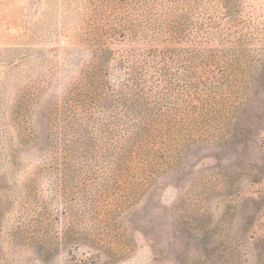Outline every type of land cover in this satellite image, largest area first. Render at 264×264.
<instances>
[{
    "label": "rangeland",
    "instance_id": "374dc122",
    "mask_svg": "<svg viewBox=\"0 0 264 264\" xmlns=\"http://www.w3.org/2000/svg\"><path fill=\"white\" fill-rule=\"evenodd\" d=\"M165 46L194 49L202 137L113 215L116 251L65 238L52 110ZM0 264H264V0H0Z\"/></svg>",
    "mask_w": 264,
    "mask_h": 264
},
{
    "label": "trees",
    "instance_id": "16d2710c",
    "mask_svg": "<svg viewBox=\"0 0 264 264\" xmlns=\"http://www.w3.org/2000/svg\"><path fill=\"white\" fill-rule=\"evenodd\" d=\"M150 51L153 56L130 61L128 77L114 82L107 63L91 64L82 84L51 112L50 169L55 195L66 201L65 238L116 251L113 215L140 196L153 174L174 163L183 140L202 137L197 130L204 105L191 99L186 107L179 105L185 91L192 94L187 62L194 49L189 54L171 53L166 46Z\"/></svg>",
    "mask_w": 264,
    "mask_h": 264
}]
</instances>
